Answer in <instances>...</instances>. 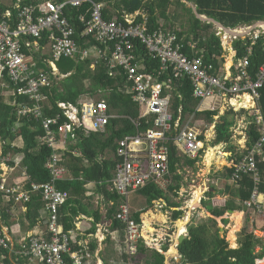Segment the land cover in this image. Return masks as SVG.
<instances>
[{
    "label": "built area",
    "instance_id": "1",
    "mask_svg": "<svg viewBox=\"0 0 264 264\" xmlns=\"http://www.w3.org/2000/svg\"><path fill=\"white\" fill-rule=\"evenodd\" d=\"M85 4L88 7L77 16L83 25L78 31L68 10ZM106 7L109 5L102 0H0V88L9 93L6 103L17 105V120L9 128L14 138L0 134V264H7V260L9 264H19L21 260L23 264H89L94 255L89 243L80 242L73 230L65 231L59 210L71 194L59 189L56 181L70 178V169L65 164L67 153L80 155L78 149L72 148L77 142V130L87 135L104 133L111 118L118 115L112 112L103 95L108 92L104 88L95 94L82 95L76 103L57 101L62 112L54 116L46 114L49 102L43 89L51 84L52 75H58L57 62L63 57L89 60L93 70L99 63L104 64L109 76L119 78L124 85L122 89L139 105L136 126L140 125V119L151 124L146 130L118 141L114 176L108 185L121 196L116 218L125 224V238L132 255L137 253L140 239L145 244L147 241L143 223L134 217L131 194L149 184L169 190L174 180L169 160L170 139L193 159L201 156L205 146L200 138L202 133L190 125L195 113L183 116L179 109V116L174 119L172 96L166 92L174 79L190 81L193 96L200 99L197 111L213 110L222 102L237 113L243 109L249 112L251 121L243 125L236 151L228 152L230 180L239 185L245 175L253 179L254 189L243 206L250 213L264 216V193L260 190L264 183V170L260 166L264 164L260 92L264 87V63L255 77L248 70L249 55L238 59L237 64L217 68L205 61L198 40L189 41V49H184L183 39L175 29L163 24L151 27L145 10L123 11L119 16L111 9L109 14L113 15L107 17ZM236 32L230 34L220 27L216 34L223 37L224 46L225 39L229 43L245 36L252 39L253 45L264 34V21L244 25ZM44 35L48 41L42 44L40 39ZM251 52L252 47L248 54ZM165 74L167 80L163 79ZM18 96L31 103L17 101ZM23 117L38 122L44 131L38 142L51 149L45 163L52 175L48 182L32 180L23 163L24 141L18 133ZM238 121L237 128L244 118ZM250 123L256 125L259 133V138L252 142L247 135ZM35 196L44 203L46 229L17 239L13 224L28 211V203ZM253 233L264 238L262 228L254 229ZM74 245L80 247L74 249Z\"/></svg>",
    "mask_w": 264,
    "mask_h": 264
},
{
    "label": "trees",
    "instance_id": "2",
    "mask_svg": "<svg viewBox=\"0 0 264 264\" xmlns=\"http://www.w3.org/2000/svg\"><path fill=\"white\" fill-rule=\"evenodd\" d=\"M29 1V0H26ZM197 8V14L206 15L207 17L216 20L226 27L236 28L244 24H252L253 22L264 20V0H190ZM171 0H109V7L105 9L106 16L111 9L114 14L122 15L123 11L135 12L137 10H145L148 13L150 26L152 28L160 25V17L168 20L167 10L172 4ZM178 5H184L181 0L175 2ZM88 4L82 8H69V12L74 18V22L78 31H81L83 25L77 21V16L85 10ZM193 12L192 9L189 10ZM197 14L193 13L190 21L189 29L186 31L176 30L179 37L183 39L184 49L188 50V42L191 40L199 41V48L204 54L207 63H213L219 68L224 60V50L221 44L219 35L216 34L214 23L203 21ZM48 41V36L44 35L40 42L45 44ZM83 44V40H80ZM232 47L236 51L235 62L238 59L249 55L248 70L252 77H255L260 65L264 63V34L259 36L252 45L250 37L237 38L232 41ZM252 47L251 54H248L249 48ZM44 67L43 63L39 64ZM154 65L158 66L157 62ZM59 75L51 76L52 82L49 86L43 89V92L48 97L49 107H46V114L54 116L62 109L57 105V101L76 103L78 99L85 94H95L99 88L108 89V92L103 94L111 107L112 112L118 116L111 118L107 130L104 133L92 132L85 134L81 130H77V142L72 145V148L78 149L80 155H74L69 152L66 155V166L70 169L72 178L57 180L56 185L59 189L68 191L71 197L67 202L60 207V221L64 225L65 231L74 230L75 219L80 213H90L94 217L93 226L88 233H95L97 224L103 218L99 210L88 211L82 203L81 198L85 196V184L95 182L97 184V192L104 194L113 201L109 207L106 218L110 220L106 242L112 243L110 231H116L121 236L125 237V224L116 218V212L121 202V196L111 191L108 188L110 180L114 176L116 166V149L118 141L127 135H136L140 131L146 130L151 124L140 119V125L136 126L134 121L139 120L140 108L135 103L131 95L126 94L122 89L123 82L119 78L110 77L107 73V68L104 64L99 63L95 70L90 68V61H76L71 58L63 57L57 62ZM51 70V69H50ZM49 71V69H48ZM64 76L63 79H60ZM167 75L163 79L167 80ZM88 83V86H87ZM167 93L172 96V110L174 111V119L179 116V109L182 110V115L186 116L189 113H195V117L199 118L204 115L209 119V122H214V117L218 115V110H203L197 111V106L200 99L193 96V86L189 80L174 79L170 88L166 89ZM261 105L264 115V87L260 89ZM17 101L31 103L26 97L18 96ZM17 105L9 104L0 99V134L14 138L9 133V128L17 120L16 115ZM239 112H245L241 110ZM239 112L230 110L231 115H237ZM65 119V117L63 118ZM221 122L216 123V138L213 145L225 142L229 143L232 140L231 126L235 120H230L228 115L220 117ZM18 133L22 136L24 147L21 149L24 153L23 163L27 165L28 172L32 180L36 182H48L52 179V175L45 167V163L51 155V149L46 146H40L38 136L44 131L39 127L36 120L22 118V125L18 129ZM175 133H173L174 135ZM247 135L250 142L259 138L256 125L250 123L247 129ZM205 139L204 135L200 136ZM169 145V160L170 169L173 173L174 181H178L176 185H171L168 191L177 192L180 188L179 181L181 174L178 173L179 165L182 160L179 148L173 140L168 141ZM8 149V148H7ZM112 152L113 155H107ZM186 156V155H185ZM187 157V156H186ZM200 158L195 159L188 156L187 163L193 165ZM264 170V164L260 165ZM227 178H230L231 168L227 167ZM254 189L253 179L245 175L240 184L232 192L233 197H238L239 204L235 199L229 200L227 205L222 208L213 209V215L216 217L223 216L228 209L245 210L243 201L251 196ZM261 192L264 193V183L260 185ZM167 191V192H168ZM143 195L147 202L164 199L174 208L173 219L178 220L183 215V210L178 209L181 205L177 202H171L167 192L159 189L154 184L146 185L138 191ZM44 203L40 197H33L28 203V211L21 215L19 222L25 229L32 230L40 221L43 215ZM176 208V209H175ZM146 209L135 213V219L140 222L138 215L142 214L143 224L149 222L154 224V220L158 219L159 213L157 210L145 212ZM224 224L229 223V219L223 218ZM28 222V225H26ZM215 226H218L215 219L212 220ZM10 224V223H9ZM155 227V226H153ZM210 227L206 223L196 225L191 223L188 226V234L177 248L179 250L181 264H257L258 259L264 257V238H258L253 231H248L244 227L238 239V246L231 247L225 236H221L220 228L211 233ZM262 246V250L258 251V247ZM74 249L80 246L74 245ZM91 251L99 248L98 240L90 241ZM169 250V245L164 246L163 251L157 249L151 250L142 239L138 242L137 253L146 255L144 264H166L165 252ZM99 257L103 264H109V258L101 251ZM10 261L7 260V264ZM19 264H23L22 260Z\"/></svg>",
    "mask_w": 264,
    "mask_h": 264
},
{
    "label": "rangeland",
    "instance_id": "3",
    "mask_svg": "<svg viewBox=\"0 0 264 264\" xmlns=\"http://www.w3.org/2000/svg\"><path fill=\"white\" fill-rule=\"evenodd\" d=\"M104 4L107 6L109 5L108 2L109 0H102ZM115 1V0H114ZM173 1L172 4L169 6L167 10V15H168V20L165 18L160 17V23L163 24L164 26L171 27L175 30H183L186 31L189 29L190 26V21L193 13L197 14V8L196 5L190 1V0H181V2L185 3V6L183 5H178L175 2L177 0H171ZM192 9L193 12H190L189 10ZM203 21H211L209 17L206 15H200L197 14ZM214 27L216 30L217 24L214 23ZM258 27V26H257ZM255 27V28H257ZM259 29V28H258ZM224 50V49H223ZM224 64H227L228 61L234 60V53L231 48V44L229 43L226 46V49L224 50L223 53ZM234 57V58H233ZM59 75V74H58ZM64 76H61L60 79H63ZM88 86V83H87ZM0 99L2 101L7 102L10 99L9 93L7 89H2L0 88ZM204 110H208L206 108H203ZM213 110H218V115L214 117V122H209V119L205 117L204 115H201L199 118L192 119L190 121V125L193 126L194 128L198 129L200 133H202L205 137L204 139V149L201 151L202 156L195 164L191 165L187 163V158L184 154H180L182 156V160L179 165L178 173L181 174V180L179 181L180 183V188L178 192L173 191H168L167 194L171 200V202H177L181 205L180 209H182L183 215L180 219L174 220L173 219V208L164 200H155L152 202H147L146 198L141 195L140 193L136 192L134 194H131L130 196V204L133 207V209L138 213L139 211H142L146 209L145 212L152 211V210H159L163 216H165V221H160L155 219L154 224L155 227L162 231L163 234L162 236H152L150 233L153 231L149 230L148 236L150 238L147 241V246L150 247V249H158V250H164L165 245H169V250L166 251L167 256H166V264H181V258L180 254L178 252L177 248V243H178V235H177V229H178V221L184 219L186 216L188 217V226L191 223H194L196 225H199L201 223H206L209 225L211 230L210 234H213L217 228L222 227L220 230L221 236H225L227 241L229 242L231 247H235L233 245V239H239V236L241 234V231L244 227L248 229V231H252L254 228L260 226L262 229H264V216L259 215V214H254L250 213L248 210H245L243 213L241 211H235L236 214L234 217H232L234 224L230 226V224L224 226V222H221L222 217H217L213 215V209L215 208H220L221 206L225 207L229 200L235 199L236 202L239 204V198L238 197H233L232 193H229L231 191L227 190L226 187L227 185L230 186V190H232L231 187L233 186H238L236 184H230L229 181L231 180L227 178L228 169L227 167L230 168V166L227 165V155L221 156L219 159L224 160L225 163L221 164L219 163V160L214 159L211 162V165H208V161L206 158L207 151L210 147H214L217 145L221 146V149L224 150L225 152H229V150L236 151V143L238 142V139H241L242 136L240 135V131L243 128V125L248 124L249 121H251V118L249 117V112H239L237 115H231L229 111L231 110L225 103L219 102L217 104V107L214 108ZM223 115H228V118L230 120H235L234 124L231 126L232 130V140L229 143H219L217 145H213L214 140L216 138V123L221 122L220 117ZM240 117L244 118V123H242L239 128L237 126L239 125L238 119ZM215 126V127H214ZM213 127V128H212ZM237 129V130H236ZM224 146H223V145ZM181 151V150H180ZM113 155L112 152H109L107 154ZM220 155V154H219ZM231 163V162H229ZM220 177H224V181L219 180ZM178 181L173 180V185H176ZM232 183V182H231ZM196 187L201 188L203 190L201 197L199 198V201L197 202V205H193V201L195 199V196L192 197V190L195 189ZM96 188L95 185H90L88 188L90 191H94ZM87 195V193H86ZM192 202V203H191ZM144 213V212H143ZM140 213L138 215V218L140 219L141 224L143 223V218L142 214ZM189 213V214H188ZM231 214L230 211L226 212V216ZM201 217V220L198 218ZM242 217H243V225L241 227V222H242ZM213 218L217 221V225L212 222ZM157 225V226H156ZM224 226V227H223ZM230 226V227H229ZM103 227V231L99 232L97 231V234L95 236H89V241H92L93 238L98 237L99 242V248L97 249V252L94 253V255L91 257L89 264H103V261L99 257V253L102 251L105 256L109 258V264H144L146 255L136 253V254H131L126 238L121 236L119 233L116 231H110V235L112 237L113 242L108 243L106 242V237L109 232L108 225L107 226H101L100 228ZM99 228V229H100ZM225 228V229H224ZM241 228V230H240ZM186 234H188V228L186 229ZM152 238L156 239L159 238L156 241L151 240ZM148 242H151L148 243ZM238 242V240H236ZM176 244V246H174ZM236 247L238 246V243H236ZM175 249V252L171 251ZM262 250V246L260 245L258 247V251ZM258 264H264V257L262 259H259L256 261Z\"/></svg>",
    "mask_w": 264,
    "mask_h": 264
},
{
    "label": "crops",
    "instance_id": "4",
    "mask_svg": "<svg viewBox=\"0 0 264 264\" xmlns=\"http://www.w3.org/2000/svg\"><path fill=\"white\" fill-rule=\"evenodd\" d=\"M211 21H209V22H212V23H216L217 24V27H216V32L218 31V29L220 28V27H223V28H225L226 29V32H228V33H230V34H232V33H235L236 32V30L237 29H239V26H238V28L236 27V28H230V27H226V26H224L223 24H221L220 22H218V21H216V20H213V19H211V18H209ZM160 23V22H159ZM160 25H161V23H160ZM241 26V25H240ZM166 27H168V26H166ZM230 28V29H229ZM219 37H220V39H221V44L222 43H224V42H222V36H220L219 35ZM192 41V40H191ZM228 45V43L227 44H225V46L222 44V47H223V49L225 50L226 49V46ZM231 48H232V51H233V53H234V56H235V51L233 50V47L231 46ZM234 58V57H233ZM229 62V61H228ZM233 63H234V60H232V63H231V65H233ZM231 65H228V63L226 64V66H231ZM223 145V144H222ZM217 146H220V145H217ZM224 146V145H223ZM214 147H216V146H214ZM236 148V147H235ZM220 149H221V146H220ZM180 151V150H179ZM182 152L180 151V154H181ZM183 154V153H182ZM220 154V155H219ZM228 154V152H225L224 150H220L219 152H218V156L219 157H221V156H223V155H227ZM184 155H186V154H184ZM187 156V155H186ZM202 156V155H201ZM188 157V156H187ZM199 158H201V157H199ZM229 161H230V158H229V154H228V156H227V165H230L231 163H229ZM219 163H221V164H224L225 163V161L224 160H221V161H219ZM70 178H72V174L70 173ZM69 178V179H70ZM224 179H226V178H224V177H220L219 178V180H222V181H224ZM230 179V178H229ZM229 183L230 184H233V183H231L230 181H229ZM90 185H95L96 186V188H95V190L94 191H90L88 188L90 187ZM237 186H233V187H231L232 188V190H230L229 188H230V186L229 185H227V187H226V189L227 190H229V191H231V192H229V193H232L233 191H234V189L236 188ZM85 188H86V193H87V195H86V193H85V196H83L82 198H81V201H82V203L86 206V208L88 209V211L89 212H91L92 213V211L93 210H99L100 211V213L102 214V218H103V220L99 223V224H97V230H96V232L95 233H88V231L92 228V226H93V221H94V217L92 216V214H90V213H87V214H85V213H80L77 217H76V219H75V228H74V234L75 235H77V238H78V240L80 241V242H82V243H89L90 244V241L88 240L89 239V236H95L96 234H97V231L99 230V228L101 227V226H103L105 223H109L108 224V227H109V225H110V220H108L107 218H106V213H107V211H108V209H109V207H111L112 206V204H113V201H111L110 200V198H108V197H106L104 194H101V193H99V192H97V184L95 183V182H89V183H87V184H85ZM198 190H203V189H201V188H198V187H196L195 189H193L192 190V194H191V196L192 197H194L195 195H196V193H197V191ZM165 192H167V191H165ZM178 192V191H177ZM202 192L203 191H201V195H202ZM134 193H136V192H134ZM133 193V194H134ZM201 195H200V197H201ZM263 198H264V196H263ZM160 200H164V199H160ZM165 202H167L166 200H164ZM220 208H224L223 206H221ZM174 209V208H173ZM172 209V210H173ZM176 209V208H175ZM178 209H180V207L178 208ZM182 210V209H181ZM229 210L230 209H228V210H226V212H229ZM233 210V209H232ZM158 211V213H159V216H158V219L157 220H160V221H165V216H163V214H161L160 212H159V210H157ZM235 211H241L242 212V210H233V212H230L231 214H229V215H225L226 214V212H225V214L223 215V216H220V217H222L221 218V222L223 223V221H222V219L223 218H227V219H229V223H228V225L230 224V226L232 225V224H234V221H233V219H232V214L235 212ZM245 210H243V213H245L244 212ZM184 212V211H183ZM21 215H24V214H21ZM21 215H19V217H18V221L17 222H15L14 224H13V235H14V237L15 238H17V239H19L20 237H23L25 234H28V233H36V232H41V231H43V230H45L46 229V224H47V214H46V212L43 210V215H42V217H41V219H40V221L38 222V224L32 229V230H28V229H25L24 228V226L23 225H21V223L19 222V220H20V217H21ZM215 218L217 219V217L215 216ZM199 220H201V217H199L198 218ZM210 219H213V218H210ZM243 217H242V222H241V227H242V225H243ZM148 227H153V226H155V224H153V223H149V222H147V223H145ZM189 224V223H188ZM188 224H187V228H188ZM224 224V223H223ZM26 225H28V222H26ZM227 224H224V226H226ZM157 226V225H156ZM223 226V227H224ZM229 226V227H230ZM221 228L222 227H220V230H221ZM256 228H261L260 226H258V227H256ZM256 228H254V229H256ZM108 229V228H107ZM225 229V228H224ZM253 229V230H254ZM240 230H241V228H240ZM252 230V231H253ZM99 232H101V231H99ZM184 233H186V232H184ZM155 233H152V235H154ZM177 235H178V233H177ZM88 239H87V238ZM93 239H96V238H93ZM97 239H98V237H97ZM236 240H238L237 239V237H236ZM99 242L100 241H98V244H99ZM238 243V242H237ZM174 246H176V244L174 245ZM90 249H91V247H90ZM97 252V250L95 251V253ZM94 253V252H93Z\"/></svg>",
    "mask_w": 264,
    "mask_h": 264
},
{
    "label": "bare ground",
    "instance_id": "5",
    "mask_svg": "<svg viewBox=\"0 0 264 264\" xmlns=\"http://www.w3.org/2000/svg\"><path fill=\"white\" fill-rule=\"evenodd\" d=\"M237 33V32H236ZM225 41H226V44L228 43L227 42V39H225ZM231 63H232V60L230 59L229 60V62H228V65H231ZM221 149H220V146H216V147H210L209 149H208V151H207V154H206V158H207V161H208V165H211V162L214 160V159H217V160H219L221 157H219L217 154H218V152L220 151ZM220 161V160H219ZM200 195H201V191L200 190H198L197 191V193H196V195H195V199H194V201H193V205L194 206H196L197 205V202L199 201V198H200ZM192 203V202H191ZM189 214V213H188ZM235 214H236V212H234L233 214H232V217H234L235 216ZM254 215V214H253ZM188 221H189V219H188V217L186 216L184 219H182V220H179L178 221V231H177V233L178 234H180V233H184V232H186V229H187V223H188ZM149 230H151V231H153L152 233H155L154 235H152V233H150L149 232ZM143 235H144V237H145V239L148 241V239L150 238V236H148V234L150 233L152 236H162V234H163V232L162 231H160V230H158L156 227H148L146 224H143ZM159 238H156V239H154V238H152L151 240H153V241H156V240H158ZM233 245L236 247V239H233ZM148 243H150L151 244V242H148ZM172 252H175V249H173L172 251H171V253Z\"/></svg>",
    "mask_w": 264,
    "mask_h": 264
},
{
    "label": "water",
    "instance_id": "6",
    "mask_svg": "<svg viewBox=\"0 0 264 264\" xmlns=\"http://www.w3.org/2000/svg\"><path fill=\"white\" fill-rule=\"evenodd\" d=\"M229 211H230V212H233L232 209H230ZM186 236H187L186 233H180V234L178 235V243H177V246H178L180 243L183 242V240L185 239ZM178 252H179V250H178ZM165 255L167 256V253H166V252H165ZM166 263H167V262H166Z\"/></svg>",
    "mask_w": 264,
    "mask_h": 264
},
{
    "label": "clouds",
    "instance_id": "7",
    "mask_svg": "<svg viewBox=\"0 0 264 264\" xmlns=\"http://www.w3.org/2000/svg\"><path fill=\"white\" fill-rule=\"evenodd\" d=\"M259 21H264V20H259ZM257 22H258V21L253 22L252 24L257 23ZM244 25H248V24H244ZM244 25L239 26V28L242 27V26H244ZM237 28H238V27H237ZM229 29H230V28H229ZM237 30H239V29H237ZM245 37H249V36H245ZM245 37H244V38H245ZM239 38H242V37H239ZM232 41H233V40H232ZM232 41L229 42V43L231 44V46H232ZM229 43H228V44H229ZM233 50H234V49H233ZM234 51H235V50H234ZM235 56H236V51H235ZM235 56H234V57H235ZM237 62H238V61H237ZM237 62L234 61V64H237Z\"/></svg>",
    "mask_w": 264,
    "mask_h": 264
}]
</instances>
